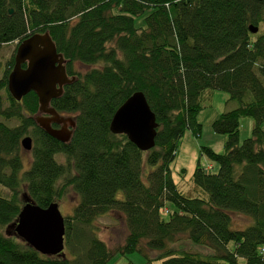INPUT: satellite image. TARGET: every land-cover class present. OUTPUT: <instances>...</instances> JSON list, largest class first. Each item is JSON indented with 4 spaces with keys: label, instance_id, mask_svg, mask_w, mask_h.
<instances>
[{
    "label": "trees",
    "instance_id": "obj_1",
    "mask_svg": "<svg viewBox=\"0 0 264 264\" xmlns=\"http://www.w3.org/2000/svg\"><path fill=\"white\" fill-rule=\"evenodd\" d=\"M262 29L264 0H0V53L17 44L0 78V116L17 123L0 122V185L9 191L0 196V264H111L117 252L139 253L144 264H264ZM44 33L74 78L51 102L75 116L67 143L36 123V93L16 101L8 90L19 44ZM215 90L238 107L213 122L228 137L225 152L202 147L218 171L199 162L193 174L209 199L190 198L171 165L186 129L201 133V98ZM139 92L158 123L147 152L111 131L115 113ZM245 117L256 125L240 144ZM27 136L32 161L24 170ZM70 191L79 203L65 217L64 254L42 255L15 234L24 201L47 208ZM110 213L123 215L128 229L116 252L99 236L98 220ZM234 214L249 224L234 227Z\"/></svg>",
    "mask_w": 264,
    "mask_h": 264
},
{
    "label": "water",
    "instance_id": "obj_2",
    "mask_svg": "<svg viewBox=\"0 0 264 264\" xmlns=\"http://www.w3.org/2000/svg\"><path fill=\"white\" fill-rule=\"evenodd\" d=\"M10 12L13 13V10ZM258 30L250 26L253 34L258 33ZM65 65L66 60L58 53L50 34H35L19 44L15 65L8 78V90L16 101H21L30 92L36 93L39 111L48 115L36 118V123L49 136L62 143L70 141L73 131L65 125L60 129L52 126L53 123L66 124L67 120L51 107V102L59 98L63 88L74 81L68 76ZM71 123L75 128V123ZM157 129L156 115L141 92L134 94L118 109L111 123L113 133L126 135L143 152L155 147ZM22 147L31 152L32 137H25ZM65 232V217L59 203L42 208L27 198L15 228V234L20 239L42 255L57 256L64 254Z\"/></svg>",
    "mask_w": 264,
    "mask_h": 264
},
{
    "label": "rangeland",
    "instance_id": "obj_3",
    "mask_svg": "<svg viewBox=\"0 0 264 264\" xmlns=\"http://www.w3.org/2000/svg\"><path fill=\"white\" fill-rule=\"evenodd\" d=\"M143 18H137L136 23L140 25ZM264 29H262L263 31ZM17 47L16 43L5 46L0 53V78H2L5 63L9 61ZM78 69L84 73L89 69L87 66L78 65ZM202 111L198 115V122L202 125L200 134H195L191 129H186L184 136L179 141V151L176 159L171 165L172 175L178 189L187 197L209 199V195L198 188L193 182V174L198 163L204 167L208 172L216 173L219 166L210 161L206 156L201 154L202 147H210L218 153L225 152V144L227 142V135L216 133L213 129V122L223 113L231 111L238 107V103L231 101L230 96L222 91H207L201 98ZM43 115L39 111L37 117ZM0 122L9 126L16 125L15 121L12 123L0 116ZM256 121L251 117L241 119L240 124V144L246 139L253 136V129ZM32 161L31 152L25 151L24 163L27 170ZM185 170V172H183ZM0 196H9V191L0 185ZM122 197V193H120ZM27 198L24 202H26ZM79 203V197L70 191L67 197L62 200L60 210L64 217L71 216L74 208ZM234 227L244 228L250 222V218L234 214L233 215ZM100 232L99 236L103 239L109 248L116 252L122 246L128 235V229L123 215L119 213H110L101 217L98 220ZM196 246V245H194ZM200 249L198 246H196ZM195 248V247H194ZM146 259L139 253L130 254L127 256L121 255L117 252L111 264H144ZM153 264H163L162 261H155Z\"/></svg>",
    "mask_w": 264,
    "mask_h": 264
},
{
    "label": "flooded vegetation",
    "instance_id": "obj_4",
    "mask_svg": "<svg viewBox=\"0 0 264 264\" xmlns=\"http://www.w3.org/2000/svg\"><path fill=\"white\" fill-rule=\"evenodd\" d=\"M60 114V113H59ZM60 116H62L63 118H65L66 120H67V122H66V124H61V125H58V124H52V126L54 127V128H56V129H60V128H62L64 125L66 126V128H68V129H70L71 131H73L74 132V129L75 128H73L72 127V123L71 122H74L75 123V116L74 115H64V114H60ZM43 117H48V115H41V116H39V117H37L36 116V118H43ZM50 117V116H49Z\"/></svg>",
    "mask_w": 264,
    "mask_h": 264
}]
</instances>
